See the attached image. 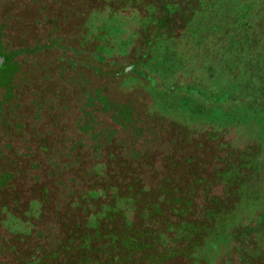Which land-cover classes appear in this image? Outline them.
<instances>
[{
    "label": "trees",
    "instance_id": "trees-1",
    "mask_svg": "<svg viewBox=\"0 0 264 264\" xmlns=\"http://www.w3.org/2000/svg\"><path fill=\"white\" fill-rule=\"evenodd\" d=\"M137 26L141 46L120 54L133 73L142 75L151 48L171 44L172 62L188 58L194 74L199 68L210 78L201 92L203 80L192 75L182 92L214 107L237 106L241 99L264 110V0H159ZM84 31L74 35V55L89 41L88 62L103 63L101 30ZM64 57L58 58L61 71L88 68L77 57ZM92 72L114 77L95 67ZM224 76L234 81L232 89L222 86ZM78 79L72 78L74 114L62 133L50 144H29V169L41 160L43 182L31 178L24 209L15 201L0 220L16 235V264H264V152L254 140L240 138L237 129L163 116L159 124H145L130 106L99 96L103 90ZM63 93L52 104L61 119L69 107ZM109 112L142 146L107 153L124 149L117 127L99 120ZM48 122L56 127L60 117L53 114ZM33 169L45 172L41 164ZM218 241L225 244L211 263L205 252Z\"/></svg>",
    "mask_w": 264,
    "mask_h": 264
},
{
    "label": "rangeland",
    "instance_id": "rangeland-1",
    "mask_svg": "<svg viewBox=\"0 0 264 264\" xmlns=\"http://www.w3.org/2000/svg\"><path fill=\"white\" fill-rule=\"evenodd\" d=\"M158 1L159 0H35L32 2V0H30L26 2V6H28L26 10L30 9V13H27L30 17L34 16L32 10L39 14L41 7L44 8V13L46 15H56V25L58 27L57 34L61 40L60 45L67 48L65 53L67 56L71 55L72 57H77L76 59L79 63L85 62L88 64L87 69L83 66L78 67L77 73H83L84 76L90 77V83L98 86L97 88L101 89V92L102 90L104 91V93H99V96H103L109 101H116L118 104L130 106L132 111L139 115V121H145V124L150 122L159 124V117L163 116L167 119L175 118L184 125L189 124L198 126L207 123L216 128L226 127L233 131L237 129L240 138L254 140L261 147L262 152H264V110L244 106L247 103L241 99L236 100L239 106L230 104L226 106L222 104L214 107L200 103L196 95L182 92L181 86L188 83L190 77H193L192 75H198L201 81L203 80L202 86L200 87L201 92L205 91V87L208 85L210 78L207 73H203L199 68L194 74L188 58H186L187 61L177 60V63H175V61L172 62L169 52L171 44H166L164 48H162L157 46L158 43H156L155 46L157 47L149 50L147 58L144 59L141 64L140 71L142 75H137V73H133V71L130 70L122 74V70L128 66V63L125 62L126 57L124 58L120 54H123L125 51H127L128 54L132 53L138 45L141 46L139 43L144 37L135 34L138 29L137 20L145 13L147 6L149 7L153 4L157 6ZM66 15L68 17H66ZM35 16L37 17V14ZM31 19L32 18H30V20ZM30 20H28L29 24L32 25V21ZM27 27L28 24L26 26L23 24V28L27 29ZM96 28L101 30L99 34L105 38L104 41L101 39L98 40V45L104 46L105 61L103 63L93 62L92 65H90L88 57L90 56L92 58V56L87 51V49L91 47L89 41L84 43V45H86V51L81 52L79 55H74L75 53L69 48L78 45L76 37L74 36L75 34L82 33V30H85L84 32H88L89 30V32L91 31V33L94 34ZM150 28H152V26H150ZM196 29H198V27H196ZM29 30L30 34L33 35L34 32L32 28ZM139 34H147V32L139 31ZM92 44L94 45L96 43L93 42ZM114 61H120V65L117 66ZM91 67L99 69L103 74L114 75V77L111 78V76H109L106 78L103 76H93ZM174 84L179 89L172 88L175 86ZM233 84L234 81L232 79L224 76L222 81V86H224V88L232 89ZM55 90L56 92L59 90V93L64 90V93H71L72 95L76 93V90L73 88L63 85L60 89L57 87ZM218 101H220V98L212 99L213 104H216ZM114 110L115 105L112 104L111 111ZM121 114H125L124 109L121 110ZM113 116L114 112H109L107 115L101 114L99 120L105 127L107 126L110 129L117 127L118 133L116 136L118 135V137L122 139L124 149L121 148V150L117 151L115 147H113L109 149L107 153H109V151L111 153H116V155L122 152L128 153L132 149L137 148L138 145L142 146L141 143H136L138 139H131V130H126L125 126H123V128L115 124V118ZM59 128L60 127H58L57 130L54 129L56 133L54 135L55 137H58V134L63 131ZM148 135L149 131L140 136V138H142L143 141H147ZM239 136L237 135L238 138ZM85 143L87 144L86 141ZM88 153V151H85L82 154L86 155ZM39 161L44 168L45 177V166L42 164L41 160ZM54 177H58L56 173ZM52 187L53 189L56 188V186ZM260 202L264 204V200ZM218 242L213 244V246L205 252L206 259L209 258L208 261L211 263L215 260L216 254L222 252V248L225 244L223 242Z\"/></svg>",
    "mask_w": 264,
    "mask_h": 264
},
{
    "label": "flooded vegetation",
    "instance_id": "flooded-vegetation-1",
    "mask_svg": "<svg viewBox=\"0 0 264 264\" xmlns=\"http://www.w3.org/2000/svg\"><path fill=\"white\" fill-rule=\"evenodd\" d=\"M29 1L0 0V220L7 209H13L15 201L19 202L21 210L24 209L31 178L40 177L36 184L44 180V174L40 175L37 169H33L38 165L40 168V161L29 169L30 159L26 155L29 144H50L56 139L54 129L67 125L74 114L71 107L76 93H63L69 107L63 111L62 119L61 114L52 108L54 102L53 107L59 102L60 93L55 88L60 89L62 85L73 88L74 77L79 78L78 82L81 79L91 84V78L83 73L74 74L64 67L59 70L58 58L62 60L67 56V48L60 45L56 15H46L41 7L39 14L32 10L34 16H28L30 9L26 10V2ZM23 24H28L27 29ZM69 49L73 52L72 47ZM61 62L65 66L67 60ZM128 70L129 67L123 71ZM66 80L71 81L64 84ZM53 114L60 117L57 128L48 122ZM68 137L72 138L71 135ZM15 236L5 222L2 225L0 222V264L17 263L16 249L13 248Z\"/></svg>",
    "mask_w": 264,
    "mask_h": 264
}]
</instances>
